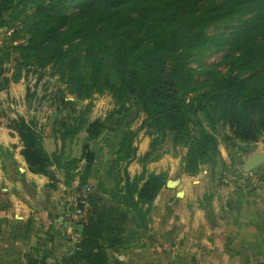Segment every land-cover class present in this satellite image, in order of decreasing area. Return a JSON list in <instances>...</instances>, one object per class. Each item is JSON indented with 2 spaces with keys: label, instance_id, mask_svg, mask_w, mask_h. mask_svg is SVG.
<instances>
[{
  "label": "trees",
  "instance_id": "obj_1",
  "mask_svg": "<svg viewBox=\"0 0 264 264\" xmlns=\"http://www.w3.org/2000/svg\"><path fill=\"white\" fill-rule=\"evenodd\" d=\"M233 19L241 21L226 36L207 33ZM3 31L9 35L0 46V90L47 68L48 82L56 77L76 101L111 95L114 108L102 119L90 120V102L56 119L53 133L62 148L80 132L87 141L99 137L112 119V130L123 127L107 167L114 186L97 181L79 221L80 239L61 264H123L109 254L128 248L134 228L147 229L166 172L145 166L160 158L167 136L186 149L181 170L194 176L202 166H224L221 144L229 151L264 135V0H0ZM225 46L231 56L226 71L199 81L192 58ZM60 98L63 105L72 103ZM132 109L145 116L136 129L123 126ZM7 126L22 142L29 171L45 174L55 164L70 187L84 158L78 190L86 185L95 160L88 143L78 158L47 153L34 120L17 115ZM142 129L151 140L136 158L134 139ZM135 158L142 169L131 177L126 168ZM22 264L47 262L25 254Z\"/></svg>",
  "mask_w": 264,
  "mask_h": 264
},
{
  "label": "crops",
  "instance_id": "obj_2",
  "mask_svg": "<svg viewBox=\"0 0 264 264\" xmlns=\"http://www.w3.org/2000/svg\"><path fill=\"white\" fill-rule=\"evenodd\" d=\"M18 115L35 121L43 133L47 153L63 152L64 156L78 158L82 144L88 143L95 160L86 185L93 190L102 180L108 189L114 186L107 173L111 151L106 150L113 139L116 151L122 130L114 135L111 132V137L102 133L88 141L82 132V137L77 134L66 140L62 148L53 133L55 121L61 116ZM16 117L12 114L9 120ZM5 123L6 119L0 117V264H22L25 254L37 259L45 256L47 264H61L78 242L68 240L67 232H80L81 228L74 210L84 158L73 170L70 187L64 185L63 170L55 164L45 174L33 173L21 155L22 142ZM148 145L136 152V158L147 151ZM136 158L126 168L131 177L142 169ZM156 161L146 164L148 172H165V168L153 164ZM262 168L261 173H247L241 183L230 181V191H217L216 187L192 190L184 186L182 179L179 183L184 187L179 190L164 185L152 202L147 229L134 228L126 241L128 248L109 255L123 264H264V165ZM212 181L216 180L210 176Z\"/></svg>",
  "mask_w": 264,
  "mask_h": 264
},
{
  "label": "rangeland",
  "instance_id": "obj_3",
  "mask_svg": "<svg viewBox=\"0 0 264 264\" xmlns=\"http://www.w3.org/2000/svg\"><path fill=\"white\" fill-rule=\"evenodd\" d=\"M240 21V19H233L218 24L210 27L207 33L209 35L224 37L229 33L231 27ZM8 35V31L0 32V46L5 42L3 38ZM23 39L24 38L21 37L16 41H22ZM230 57L231 56L228 55L227 46L221 49L211 48L195 55L192 58L191 66L197 70L196 77L199 81H208L216 75L226 71ZM6 65L9 67L10 63ZM49 73L50 70L47 68L37 72L31 70L21 78L19 82H11L5 89L0 90V117H2L3 120L6 119V125L12 114L18 115L27 112L30 114L44 113L45 115L66 117L69 115L71 109H79V107L88 102H90V108L87 114L89 118L92 117L93 119L104 118L108 112L114 108L113 99L108 92L95 93L90 99L83 102L76 101L72 95L67 93L65 85L55 80L56 77H53L52 81L48 82L50 79ZM39 75L42 76L40 79H37ZM62 96H65L64 99L70 100L72 103L63 105L60 101V97ZM144 117L143 113L132 109L123 116V126L127 124L132 129H136ZM113 126L114 119L106 125L107 129L103 132L105 137H111V132L113 133L112 135H114L115 132L119 133V131L123 129V127H121L114 131L112 130ZM81 135H83L82 132L78 134V137H82ZM150 140L151 136L145 134L144 129L140 130L134 139V145L137 148L136 152H141ZM115 143V140L112 139L111 145L106 150L109 153L111 151L107 159L108 162L113 158ZM220 150L224 166H222L221 163H217L212 171L211 169L209 170L208 166H202L201 171L196 175L188 176L181 170V157L184 155L186 149L180 146L174 147L170 137L167 136L160 144V149L157 151L161 152L160 158L153 164H158L160 168H165L166 177L169 179L179 178L184 180V186L192 190L198 189L206 191L213 187H216L217 191H222V189L227 190L230 188V181L232 183L234 181L241 183L240 180L247 176L249 172H243L241 170V164L245 157H247V154L255 150H264V135L255 143H238L236 144V148L229 151L221 144ZM104 161L105 160L102 158L101 163H104ZM133 163H135V161ZM263 165L264 164L258 166L255 170H252V172L261 173L263 171ZM210 176L216 181L210 182ZM221 179H224V181L228 180V182H221ZM184 186L183 183L181 184L180 182L170 189L176 191Z\"/></svg>",
  "mask_w": 264,
  "mask_h": 264
},
{
  "label": "built area",
  "instance_id": "obj_4",
  "mask_svg": "<svg viewBox=\"0 0 264 264\" xmlns=\"http://www.w3.org/2000/svg\"><path fill=\"white\" fill-rule=\"evenodd\" d=\"M92 192L91 185H85L77 195L75 210H74V217L80 218L84 215V210L88 203L89 194ZM82 204L83 207H79L77 204ZM67 239L70 241H78L80 239V232L77 230L70 229L67 232Z\"/></svg>",
  "mask_w": 264,
  "mask_h": 264
},
{
  "label": "water",
  "instance_id": "obj_5",
  "mask_svg": "<svg viewBox=\"0 0 264 264\" xmlns=\"http://www.w3.org/2000/svg\"><path fill=\"white\" fill-rule=\"evenodd\" d=\"M262 164H264V150H255L247 154V157H245V159L241 164V170L243 172H250L252 170H255L258 166H261ZM178 183H179V178L168 179L165 185L168 188H172Z\"/></svg>",
  "mask_w": 264,
  "mask_h": 264
},
{
  "label": "clouds",
  "instance_id": "obj_6",
  "mask_svg": "<svg viewBox=\"0 0 264 264\" xmlns=\"http://www.w3.org/2000/svg\"><path fill=\"white\" fill-rule=\"evenodd\" d=\"M228 191H230V189Z\"/></svg>",
  "mask_w": 264,
  "mask_h": 264
}]
</instances>
